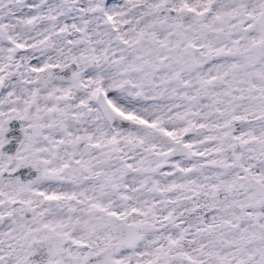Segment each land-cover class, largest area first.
I'll use <instances>...</instances> for the list:
<instances>
[{
	"label": "snow or ice",
	"instance_id": "obj_1",
	"mask_svg": "<svg viewBox=\"0 0 264 264\" xmlns=\"http://www.w3.org/2000/svg\"><path fill=\"white\" fill-rule=\"evenodd\" d=\"M0 264H264V0H0Z\"/></svg>",
	"mask_w": 264,
	"mask_h": 264
}]
</instances>
